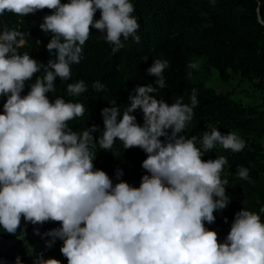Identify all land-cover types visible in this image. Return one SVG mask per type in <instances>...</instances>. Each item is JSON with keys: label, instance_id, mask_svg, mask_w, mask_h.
Instances as JSON below:
<instances>
[{"label": "clouds", "instance_id": "9594fccd", "mask_svg": "<svg viewBox=\"0 0 264 264\" xmlns=\"http://www.w3.org/2000/svg\"><path fill=\"white\" fill-rule=\"evenodd\" d=\"M256 3L257 22L264 26L260 0ZM45 9L52 13L39 25L50 34L46 65L18 52L22 33L0 28V98H6L0 112V230L23 236L22 223H58L44 234L52 238L46 246L62 241L59 251L67 264H264V207L259 213L244 207L238 211L223 243L205 226L215 223L214 213L232 199L226 192L229 180L222 175L230 167L227 157H203L217 148L239 153L246 143L236 131L222 133L214 126L199 136L184 134L194 118L198 93L192 89L190 104L183 96L171 104L157 99L166 86L168 60H153L146 74L154 83L135 88L123 111L116 100L101 109L103 129L88 124L82 131L73 130L69 122L82 118L86 106L62 96L49 99L57 78L70 97L89 90L84 80L69 81L71 66L83 59L91 29L113 52L130 39L140 43L131 0H0V15L25 17ZM187 67L197 69L198 63ZM91 89L107 91L99 80ZM138 110L142 124L134 115ZM117 142L125 152L139 148L146 154L139 187L123 181L121 170L114 184L95 168L97 145L115 158ZM235 177L246 181L249 170L238 166ZM32 251L29 246L30 255ZM15 264H22L20 257ZM33 264L61 261L39 255Z\"/></svg>", "mask_w": 264, "mask_h": 264}, {"label": "trees", "instance_id": "16d2710c", "mask_svg": "<svg viewBox=\"0 0 264 264\" xmlns=\"http://www.w3.org/2000/svg\"><path fill=\"white\" fill-rule=\"evenodd\" d=\"M66 2L68 0H62V3ZM131 2L135 8L133 15L140 25V43L130 39L122 49L113 52V46L100 39L96 29H91L92 35L84 45L83 59L71 66L69 81L84 80L89 90L79 97H70L65 84L57 78L56 91L47 95L50 100L62 96L66 101L81 102L86 106L88 111L82 118L69 122L73 130L82 131L88 124L103 129L101 109L111 107L109 102L116 100L123 111L135 88L154 83L155 78L146 74L153 60H168L170 66L163 73L166 86L156 94L157 99L171 104L178 96H183L184 103L190 104L192 89H197L198 93L194 118L184 134L189 138L199 136L214 126L222 133L236 131L246 143L239 153L217 148L203 157L206 161L225 156L230 164L229 168L225 166L222 175L229 180L226 192L232 199L231 203L226 209L214 213L215 223L205 224L209 230L214 226L222 227L215 232L219 242L223 243L238 211L244 207L259 213V209L264 207V26L256 19V0H216L215 4L209 0ZM260 13L264 18V0H260ZM50 14L47 9L25 17L5 12L0 15V28L22 33L18 52L28 53L46 65L49 59L46 45L50 34L43 33L39 25L43 23V17ZM99 18L97 11L95 19ZM144 57H148L146 62ZM191 62L198 63V68L189 69L187 66ZM212 70L218 73L222 82H227L233 73L243 81L253 83L263 95L262 108L245 106L232 99L229 93L219 94L206 87L205 82ZM189 71L192 72L190 77ZM34 79L26 83L22 95L27 94ZM97 80L106 85L107 91L97 93L91 89V84ZM5 99L0 98V112ZM134 115L142 124V112L138 110ZM195 126H205L206 129L195 131ZM94 136L99 138V133H94ZM95 151V168L105 171L114 184L119 182L116 172L121 170L123 181L139 187L141 177L146 174L141 167L146 154L141 149L133 148L125 152L123 145L117 142L112 149L116 153L115 158L110 152H103L98 145ZM238 166L249 170L248 180L235 177ZM261 218L264 220V214ZM57 227L58 223L51 222L42 226L22 223L21 229H26L23 236L20 232L14 236L0 230V264H15L16 257L21 258L22 264H33L34 258L39 255L67 264L59 251L62 241L46 246L52 238L44 234ZM29 246L33 249L31 255Z\"/></svg>", "mask_w": 264, "mask_h": 264}, {"label": "rangeland", "instance_id": "374dc122", "mask_svg": "<svg viewBox=\"0 0 264 264\" xmlns=\"http://www.w3.org/2000/svg\"><path fill=\"white\" fill-rule=\"evenodd\" d=\"M206 87H209L219 94L229 93L231 98L236 102H240L245 106H258L262 108L263 95L260 91L254 88L253 83L243 81L239 75L230 74V79L227 82H222L216 71L212 70L205 82ZM195 131L206 129L205 126H195ZM222 227H211L212 231L221 230Z\"/></svg>", "mask_w": 264, "mask_h": 264}]
</instances>
